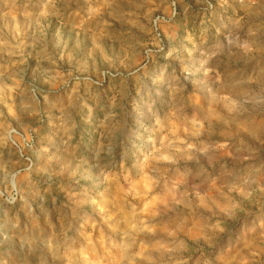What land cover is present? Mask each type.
<instances>
[{
    "label": "rangeland",
    "instance_id": "1",
    "mask_svg": "<svg viewBox=\"0 0 264 264\" xmlns=\"http://www.w3.org/2000/svg\"><path fill=\"white\" fill-rule=\"evenodd\" d=\"M169 2L0 0V264H264V0Z\"/></svg>",
    "mask_w": 264,
    "mask_h": 264
},
{
    "label": "built area",
    "instance_id": "2",
    "mask_svg": "<svg viewBox=\"0 0 264 264\" xmlns=\"http://www.w3.org/2000/svg\"><path fill=\"white\" fill-rule=\"evenodd\" d=\"M178 1L179 0H170V2H169V8L171 9L170 19H173L176 16V4ZM160 22H166L165 18L161 17V16H156L154 18V20L152 21L155 29L157 28V26ZM15 137L17 138L16 141L14 140ZM7 140L9 142L10 146L12 147L16 157L19 160H22L23 162H25L26 164L31 166V160L27 155V152L32 147V143H30L31 141L28 140L27 138L23 137L22 135H20L15 129H12L8 133Z\"/></svg>",
    "mask_w": 264,
    "mask_h": 264
},
{
    "label": "crops",
    "instance_id": "3",
    "mask_svg": "<svg viewBox=\"0 0 264 264\" xmlns=\"http://www.w3.org/2000/svg\"><path fill=\"white\" fill-rule=\"evenodd\" d=\"M130 1V0H129Z\"/></svg>",
    "mask_w": 264,
    "mask_h": 264
}]
</instances>
